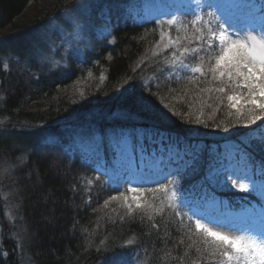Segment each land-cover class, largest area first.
<instances>
[{
	"label": "trees",
	"instance_id": "1",
	"mask_svg": "<svg viewBox=\"0 0 264 264\" xmlns=\"http://www.w3.org/2000/svg\"><path fill=\"white\" fill-rule=\"evenodd\" d=\"M82 1L0 0V38L19 39L72 12ZM139 3L102 0L93 5L98 13L94 12L93 25L84 29L89 47L82 55L68 53L64 66L52 68L19 54L9 61L7 70L0 66V114L14 134L11 144L0 138V161L22 153L24 163L13 172L14 189L22 234L27 236L34 264H180L184 248L174 245L182 233L178 218L168 223L170 210L165 209L164 217L154 216L157 230L151 227L153 221L141 220L139 211L125 215L122 201L104 207L105 200L128 188L121 175L137 170L160 145L189 152L188 166L174 179L177 203L186 215L192 214L184 202L187 199L198 205L215 200L237 210L264 205L257 192H245L230 183L209 185L204 179L210 167L228 164L226 154L232 148L237 151L236 161L250 165L255 176L264 180V119L245 126L227 118L226 105L213 116L207 104L215 107L216 102L207 100L205 93L204 123L188 122L187 113H197L201 97L191 84L185 90L184 72L172 64L173 49L155 47L161 22L143 20ZM193 10L182 12L180 20L188 23ZM198 13L203 15L200 9ZM94 27H103L104 33L91 41ZM164 30H168L166 23ZM172 35H177L175 28ZM184 46L191 45L185 42ZM154 51L159 55H153ZM126 133L133 137L132 149L117 151L114 135ZM97 144L90 155L85 148ZM120 153L131 161H123ZM193 157L194 168L190 167ZM89 179L94 180L92 185ZM0 225V264H20L1 202ZM129 239L135 241L131 246L126 244ZM194 257L193 251L189 259Z\"/></svg>",
	"mask_w": 264,
	"mask_h": 264
},
{
	"label": "snow or ice",
	"instance_id": "2",
	"mask_svg": "<svg viewBox=\"0 0 264 264\" xmlns=\"http://www.w3.org/2000/svg\"><path fill=\"white\" fill-rule=\"evenodd\" d=\"M196 7L203 15L191 11L189 15L192 19L188 23H183L176 15L166 22L161 21L160 40L155 44L156 48L163 45L165 51L173 49L172 64L179 65L184 72L183 79L187 82L185 90L191 84L201 97L202 103L197 113H187L188 122L194 119L196 123H204L203 107L207 100L216 102L215 107L207 104L213 108V116L222 105H226L227 118H235L236 122L244 123L245 126L264 119V14L259 21L251 19L243 22L231 15L229 6L221 0H209L207 4L197 0ZM165 23L168 25L167 31L164 30ZM173 28L177 32L175 37L172 35ZM185 42L191 46H184ZM153 55H159V52L154 51ZM188 57L191 60L185 62ZM8 67L4 63L3 68L7 70ZM201 84L207 86L200 87ZM205 93L207 100L204 99ZM213 93L216 94L214 97ZM2 123L4 121H0ZM216 127H221V124L217 123ZM224 128L227 130L226 125ZM21 163L24 161L21 160ZM195 164L196 159L193 157L190 167L194 168ZM16 167L6 163L3 172H0V180L11 178L10 173ZM261 171L264 172V162L261 163ZM204 179L209 185L230 183L242 191L257 192L264 199V180L257 183L247 173L210 167ZM165 180L167 183L158 182L156 188L129 187L125 192L105 200L104 207L111 201H122V206L126 208L125 215L132 216L139 211L141 220L146 217L153 221L151 227L157 230L159 224L154 221V216L164 217L165 209L170 210L168 223L178 218L182 233L174 245L184 248L178 257L180 264H185L186 260L188 264H264V210L258 214V226L253 223L230 231L218 230L219 225L204 222V217L194 207L190 209L192 214L186 215L177 203L178 182L167 177ZM87 183L92 185L94 180L89 179ZM145 193L149 195L145 197ZM9 195L10 192H7L3 198L7 200ZM261 208L264 209V205ZM185 237L188 243H185ZM100 243L106 241L101 240ZM134 243L132 239L126 241L129 246ZM193 251L195 257L189 259Z\"/></svg>",
	"mask_w": 264,
	"mask_h": 264
},
{
	"label": "rangeland",
	"instance_id": "3",
	"mask_svg": "<svg viewBox=\"0 0 264 264\" xmlns=\"http://www.w3.org/2000/svg\"><path fill=\"white\" fill-rule=\"evenodd\" d=\"M102 0H83L79 7L74 9L72 12L62 15L60 18L50 20L44 24L41 28H38L31 33L21 37L12 38L5 40L0 38V66L3 68L4 63L9 64V61L18 58V54L21 57L38 60L41 63L48 64L52 68L58 66H64L66 63V56L68 53H74L82 55L84 49L89 47V40L84 35V29L93 25L92 18L94 17L95 7ZM229 6L230 14L238 18L240 21L246 22L251 19L260 20L262 14H264V0H221ZM143 7V13L141 18L143 20L154 19L158 22L167 21L172 15L180 17L182 12L188 9H194L196 12L199 9L196 7V0H140L139 3ZM99 10H103L97 8ZM111 17L109 18V21ZM91 24V25H90ZM106 24V23H104ZM93 27V26H92ZM104 27V26H103ZM103 27H94L90 34L91 41L98 36H101ZM106 32V31H105ZM94 33V34H93ZM109 33V31H107ZM95 37V38H94ZM15 52V53H13ZM4 69V68H3ZM2 94L0 91V110L3 107ZM0 121L4 123L0 124V138L6 142L13 143L14 134L11 128L8 127L9 121L7 118L0 114ZM115 144L113 147L117 151H125L128 153L132 148V135L126 133L121 137V134L114 135ZM139 139H143L144 136L138 135ZM90 143V142H89ZM98 143V142H97ZM84 143L78 142V146H82ZM13 145V144H12ZM100 144L94 145L89 149L88 153L93 155V150H96ZM84 146V145H83ZM92 146V145H91ZM17 148V149H16ZM14 147L13 150L17 152L18 147ZM101 148V147H100ZM20 152V150H18ZM236 150L230 148L226 154L228 164H221L220 169L228 168L234 169L239 173H247L251 180L259 183L261 179L259 176L251 171V166H247L245 163H240V160L236 161ZM189 152L180 150L176 146H163L160 145L155 149L145 160L140 163L137 170H131L126 173L122 179L128 182L129 187H143V188H154L158 187V182H165V177L168 180H174L176 177L183 172L188 166ZM22 153L16 156L12 160L7 159L0 161V172H3V166L7 163L8 165H16L20 167L22 165ZM104 161L106 159L104 154H101ZM123 161L129 160V155H118ZM20 159V162H19ZM235 159V160H234ZM131 161V159H130ZM135 165V162H133ZM136 166V165H135ZM16 170V168H15ZM14 169L10 173L11 178H5L0 180V202L1 211L6 218L10 236L14 238L19 248L20 264H34L31 255L29 254L27 245V236L24 238L22 231V219L16 204L17 189H14ZM256 178V179H255ZM250 182V181H246ZM10 192L8 199H4L5 193ZM17 194V195H16ZM128 195H132L128 193ZM133 204L134 201H130ZM191 208H196L198 213L204 217V222L210 224L219 225L218 230L230 231L237 228H243L249 224L259 225V213L264 210L261 205H252L242 207L241 209H233L225 203L219 201H208L205 205L195 204L190 199L185 200ZM26 234V231L24 230ZM2 238V227L0 225V241ZM1 244V242H0Z\"/></svg>",
	"mask_w": 264,
	"mask_h": 264
}]
</instances>
